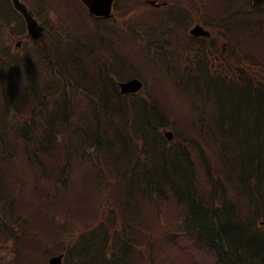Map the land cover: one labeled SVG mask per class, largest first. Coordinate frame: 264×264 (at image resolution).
Here are the masks:
<instances>
[{
    "label": "trees",
    "instance_id": "trees-1",
    "mask_svg": "<svg viewBox=\"0 0 264 264\" xmlns=\"http://www.w3.org/2000/svg\"><path fill=\"white\" fill-rule=\"evenodd\" d=\"M132 12L121 20L129 24L118 39L124 50L132 47L121 40L135 35L146 47L155 39L149 61L161 58L158 48L176 53L166 32L156 38L159 23L139 35ZM221 13L211 32L232 21L216 76L186 78L200 90L171 68L150 76L115 57L99 21L89 48L77 43L74 53L46 61L48 78L33 74L26 87L15 73L4 79L0 61V264H47L53 255H63L62 264H264V7L227 3ZM194 46L181 53H196ZM83 53L91 54L90 65ZM134 76L157 81L144 89L146 101L118 92L116 82ZM231 96L239 101L232 114ZM166 128L175 141L164 137ZM175 153L185 175L166 165ZM101 193L105 204L85 221L91 194Z\"/></svg>",
    "mask_w": 264,
    "mask_h": 264
},
{
    "label": "rangeland",
    "instance_id": "rangeland-1",
    "mask_svg": "<svg viewBox=\"0 0 264 264\" xmlns=\"http://www.w3.org/2000/svg\"><path fill=\"white\" fill-rule=\"evenodd\" d=\"M144 1L145 0H116L114 4V8H113L112 17L105 19V20L100 19L102 33H103L102 38L104 42L107 43L108 50L111 52H114L115 57H124L127 60V64H132L133 68L135 69L138 68L144 74L148 73L150 76L155 75L159 69H162L164 72L166 69H169V68H171L170 70H176L180 74H182L181 77L183 78V83L186 84L188 88L194 85L195 89L200 90L201 88L197 86L196 82L187 80L186 78L195 79V77L198 74L199 76L201 75H206L208 77H211V76L204 71L205 66L201 62H199L197 70H196V67H193V60L191 61V63L185 62L183 64L184 66H187V67H184L182 65V62L185 59V55L190 53V52L186 54L181 53L182 50H185L186 45L188 44L187 42L188 36L186 34H187V31L192 26H194L199 20L203 22L202 17L205 16L206 14H208L210 17H215L216 15H218V13L214 12L212 7L213 6H225L227 5L228 0H174V2H171L173 7H176L180 3H184V1H186L187 7L185 9V12L187 14L185 15V20L173 18V19H170L171 21L169 22L168 25H167V21L165 18L161 19V15L164 13L169 15V12H173V10L170 9L168 6L164 9H153L149 6L146 7L144 5ZM158 1L161 2L163 0H158ZM229 1H235V0H229ZM240 1H244V4H249L247 2L248 0L247 1L240 0ZM22 2L25 3V5L29 8V10H31V12L37 18L39 23L43 25L44 30H45L44 32L45 36L43 37V39H49L50 36L55 39L56 36H58L62 40L63 36H71L72 37L71 39H73L71 43L73 44L80 43L84 48H89L92 45V42H90L89 40H90V36H94V35L89 33L88 26L91 25L90 27L91 29L94 26L96 19L89 18L87 15V11H85L83 15H80L78 11V4H79L78 1H75V0H22ZM7 4L9 8L11 9L10 0H7ZM205 5L210 6L211 10L207 9V6ZM128 7H131L133 9V12L128 15L132 17L131 20L133 21L130 26L134 29L141 28L142 36L147 37L150 35L149 29H150L151 24L162 23V24H165V26L167 25L166 27L160 26V30L158 34H156L155 31H153V33L156 34L157 39H161V36L159 34L166 32L167 35L166 37H164V40L165 42H168L169 48L171 50H176V53L172 51L164 52L163 48H158L157 53L161 55V58H158L157 56H155L154 60L156 62L160 61V65H159V63L154 62V60L149 61V59L153 56V52L155 53V50L153 48V43L155 42V39L153 40L152 43H150V45L147 44V47H146L144 46L146 44V41L144 38L138 40V39H135L134 36L130 37V35L127 36L128 39L123 38L121 41L125 44V46L132 47L130 51L131 53L136 54L137 58H134L133 55L129 51L124 50L121 47L120 41L118 39L120 38V35H119L120 32L123 30H127V27L122 28V29H118V27L121 23L127 22V20L124 22H121V20L123 18H128L127 16L122 18L125 10ZM1 10L5 12L6 14L10 13L6 4H3L1 6ZM221 10L219 12L220 15H221ZM146 15H149L150 17H152V20L149 21L147 18H145L144 16ZM5 25L6 24L0 21V52L3 49L4 40L8 35H12L11 37L15 41L21 39L22 38L21 35H23V29L19 26L18 17L16 15L13 16V19L8 24L9 29ZM202 25L208 28L211 27V25L205 24V23H203ZM183 26H187L186 31L183 28ZM168 30H171V32L168 33L167 32ZM132 38L134 42L130 40ZM56 42L57 40H55V43ZM93 42L95 44V49H96L98 45L97 37L93 38ZM251 42H254V39H251ZM37 46H38V43H37ZM59 47L60 46L51 48V42L49 40H44L39 50L42 53H47L49 51L53 53V51L56 52ZM34 48H35L34 45L22 46V49H24L27 52H30ZM67 48L69 51H72L74 49L73 46H69ZM248 52L252 53V51H248ZM171 54H173V57L170 56ZM82 56L86 62L85 64L90 65L91 64V54L83 53ZM95 57H97L98 62L102 59V56H95ZM0 58L16 59L18 58V56L16 53L9 55V56L0 54ZM107 59L108 61H111V58L109 56H107ZM146 63H147V69L145 68ZM3 65L5 68L9 66L7 62L3 63ZM156 67L158 68L155 69ZM182 69L184 71L183 73L181 72ZM150 76L147 78H141L139 76L132 77V78H137L138 80L142 82L141 91H139L136 94L137 96L133 97V100H135L138 97L137 101L135 102H140L141 100H143V98L146 101L147 96L143 93L144 89L146 88L145 89L146 91L148 88L155 87L157 81H153L152 84H149ZM22 78L24 79V76H22ZM143 80L148 83L146 84ZM3 87L4 86H0V94L4 89ZM166 87H168L169 89H172L171 82L166 83ZM214 87L215 85L208 86L209 91L213 89ZM132 95H135V94H132ZM222 97H223V94H221L220 98ZM232 102L233 104H230V107L227 108V111L230 114H232L233 112L231 109L232 106L234 104L239 103L238 98L233 97ZM242 104L243 103H240V105ZM182 111L183 109L178 112H182ZM260 112L264 115V102L261 103ZM207 116H208V113H207ZM193 118L194 117L192 115V112L184 116V120L182 123L186 125V128L191 127L190 123L193 120ZM196 119H197V116H196ZM244 119L248 120L249 116L248 115L245 116ZM176 132H178L177 129H176ZM163 133H170L173 137V140L175 141L174 139L175 133L171 128H166L165 130H163ZM171 147L173 148L175 146L173 145ZM153 155L160 158L161 150L160 149L154 150ZM169 158L171 159V165L169 164ZM169 158L166 161V165L168 164L176 175H185L186 174L185 163L182 157L178 153H175L174 156H171ZM140 169H141V166H140ZM104 195L105 194L103 193L91 194L92 198L85 205L86 206L85 209L89 211V215L84 218L85 221H87L88 219L90 221L95 220L97 216V211H98V210L96 211L97 206L105 204ZM84 196L89 197L87 194H82V197ZM80 223H81L80 225L83 224L82 221ZM79 231L80 233L82 232V230H79ZM76 238L77 237L73 238L69 245L72 246ZM67 264H72L70 258L68 259ZM88 264H102V263L91 262Z\"/></svg>",
    "mask_w": 264,
    "mask_h": 264
},
{
    "label": "water",
    "instance_id": "water-1",
    "mask_svg": "<svg viewBox=\"0 0 264 264\" xmlns=\"http://www.w3.org/2000/svg\"><path fill=\"white\" fill-rule=\"evenodd\" d=\"M89 11V15L96 16L103 19H108L112 17L111 9L114 0H81ZM253 6H263L264 0H252ZM15 8L24 16L26 21L27 31L33 39H37L42 35V28L37 25V22L31 17L27 12L25 7L13 0ZM150 4L155 5L154 1ZM190 34L194 37H207L209 33L204 31L200 26H195L191 29ZM119 88V93L121 95L136 94L142 88V82L136 78L130 79L125 82H119L117 84ZM165 136L171 140L172 135L170 133H165ZM62 256L52 257L48 264H61Z\"/></svg>",
    "mask_w": 264,
    "mask_h": 264
},
{
    "label": "flooded vegetation",
    "instance_id": "flooded-vegetation-1",
    "mask_svg": "<svg viewBox=\"0 0 264 264\" xmlns=\"http://www.w3.org/2000/svg\"><path fill=\"white\" fill-rule=\"evenodd\" d=\"M23 41V40H22ZM204 43H206L209 47H208V51L204 53V55L208 58H212L213 59V63L210 64H216L217 63V59H218V55L217 53L214 51V49H212L210 46L211 45H216L217 44V40L213 39V40H207V41H203ZM21 46V45H20ZM225 51V44H222V53Z\"/></svg>",
    "mask_w": 264,
    "mask_h": 264
}]
</instances>
